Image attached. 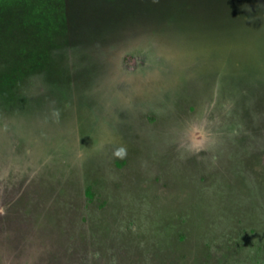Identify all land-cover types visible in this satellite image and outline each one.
<instances>
[{
  "label": "rangeland",
  "instance_id": "rangeland-1",
  "mask_svg": "<svg viewBox=\"0 0 264 264\" xmlns=\"http://www.w3.org/2000/svg\"><path fill=\"white\" fill-rule=\"evenodd\" d=\"M0 264H264V0H0Z\"/></svg>",
  "mask_w": 264,
  "mask_h": 264
},
{
  "label": "clouds",
  "instance_id": "clouds-1",
  "mask_svg": "<svg viewBox=\"0 0 264 264\" xmlns=\"http://www.w3.org/2000/svg\"><path fill=\"white\" fill-rule=\"evenodd\" d=\"M118 155H119V153H118Z\"/></svg>",
  "mask_w": 264,
  "mask_h": 264
}]
</instances>
